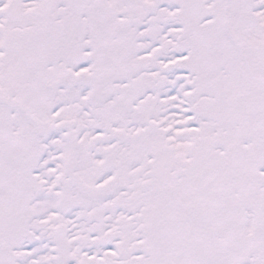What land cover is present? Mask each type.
I'll return each instance as SVG.
<instances>
[{
  "label": "snow or ice",
  "instance_id": "1",
  "mask_svg": "<svg viewBox=\"0 0 264 264\" xmlns=\"http://www.w3.org/2000/svg\"><path fill=\"white\" fill-rule=\"evenodd\" d=\"M0 264H264V0H0Z\"/></svg>",
  "mask_w": 264,
  "mask_h": 264
}]
</instances>
